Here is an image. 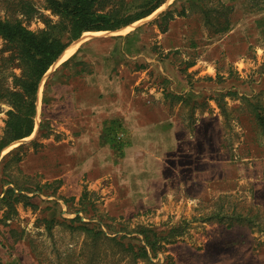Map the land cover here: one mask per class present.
Listing matches in <instances>:
<instances>
[{
  "label": "rangeland",
  "instance_id": "obj_1",
  "mask_svg": "<svg viewBox=\"0 0 264 264\" xmlns=\"http://www.w3.org/2000/svg\"><path fill=\"white\" fill-rule=\"evenodd\" d=\"M69 47L40 84L32 135L0 155V199L25 196L0 201V264H264V0H167ZM112 120L122 150L102 141ZM143 228L160 239L147 258L113 241L145 246Z\"/></svg>",
  "mask_w": 264,
  "mask_h": 264
},
{
  "label": "trees",
  "instance_id": "obj_2",
  "mask_svg": "<svg viewBox=\"0 0 264 264\" xmlns=\"http://www.w3.org/2000/svg\"><path fill=\"white\" fill-rule=\"evenodd\" d=\"M43 1L45 9L51 12L55 20L41 14L33 0H0V5L5 10V16H0V39L4 41V47L0 51V111L1 104H6L10 108L6 114L8 118L3 135L0 134V155L11 144L32 135L35 128L40 84L46 73L74 41L84 33L118 31L128 27L151 16L167 0ZM224 9L227 11L225 17H222L224 22L222 23V19H217L218 25L215 28L212 27L215 34L220 35L230 27L227 16L230 7ZM206 13L207 23L209 26L213 25L211 14ZM37 16L42 18L45 26L39 31H32L24 21ZM160 19L165 24L161 31L167 33L170 24L174 21L172 11L163 13ZM70 60L66 61L62 67L66 66ZM51 85L50 81L46 87ZM262 111H257L256 120L264 131ZM117 123L118 120L110 122L102 134V141L115 150H122L124 145L117 139V131L121 129V125ZM22 198L25 196L17 195L10 189L0 201L13 209ZM4 219L7 220V216ZM218 221L221 222L222 219ZM85 230L90 232V229L86 227ZM141 232L144 233L145 241H147L145 246H136L134 244L136 238H127V236L115 237L113 241L125 252L132 254L135 259L147 258V246L154 251L160 239L155 235L153 240H149V230L146 228H143ZM96 234L100 233L96 232ZM180 234L179 229H173L163 239L167 241L168 238L178 237ZM125 239L128 240L127 243Z\"/></svg>",
  "mask_w": 264,
  "mask_h": 264
},
{
  "label": "bare ground",
  "instance_id": "obj_3",
  "mask_svg": "<svg viewBox=\"0 0 264 264\" xmlns=\"http://www.w3.org/2000/svg\"><path fill=\"white\" fill-rule=\"evenodd\" d=\"M97 33V32H96ZM74 52V47H68L64 52L63 54L61 55V59H67L68 57H70ZM59 61V60H58Z\"/></svg>",
  "mask_w": 264,
  "mask_h": 264
},
{
  "label": "crops",
  "instance_id": "obj_4",
  "mask_svg": "<svg viewBox=\"0 0 264 264\" xmlns=\"http://www.w3.org/2000/svg\"><path fill=\"white\" fill-rule=\"evenodd\" d=\"M59 59H61V58H59ZM65 59V58H64ZM108 101H110V100H108ZM113 102V101H112ZM107 103V102H106ZM114 103V102H113ZM110 104H112V103H110ZM113 121V120H112ZM110 123V122H109ZM119 130H121V129H119ZM118 130V131H119ZM105 144V143H104ZM105 145H108V144H105ZM109 146V145H108ZM114 150V149H113Z\"/></svg>",
  "mask_w": 264,
  "mask_h": 264
},
{
  "label": "water",
  "instance_id": "obj_5",
  "mask_svg": "<svg viewBox=\"0 0 264 264\" xmlns=\"http://www.w3.org/2000/svg\"><path fill=\"white\" fill-rule=\"evenodd\" d=\"M149 17H150V16H149ZM56 63H57V62H56ZM56 63H55V64H56ZM55 64H54V65H55ZM54 65H53V66H54Z\"/></svg>",
  "mask_w": 264,
  "mask_h": 264
}]
</instances>
